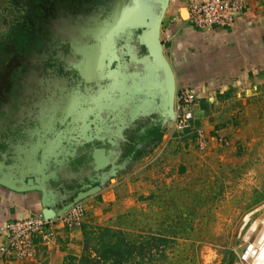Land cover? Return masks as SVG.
Segmentation results:
<instances>
[{
  "label": "rangeland",
  "instance_id": "obj_1",
  "mask_svg": "<svg viewBox=\"0 0 264 264\" xmlns=\"http://www.w3.org/2000/svg\"><path fill=\"white\" fill-rule=\"evenodd\" d=\"M103 7L107 5L102 0H0L1 99L4 91L8 94L21 79L27 89L45 85L48 79L60 83L61 72L44 68L52 65L55 51L66 60L70 72H78L77 82L87 83L100 81L108 68L106 58L113 60L121 54L117 42L134 37L133 50L139 52L142 47L124 26L126 20L103 14L98 10L104 11ZM55 30L69 38L70 53L59 45ZM79 91L53 93L50 86L41 97L43 156L51 159L56 172L70 169L68 152L76 151L73 147L77 144L61 131L60 137L64 134L68 145H54L53 118L62 115V121H68L76 115L74 100ZM17 100L20 102V94ZM246 100L237 118L217 119L218 124L210 126L213 130H208L206 149L189 137L174 155L182 157L162 160L165 154L169 156L172 144L164 150V139L142 142L138 146L142 155L119 166L122 170L117 178L125 193L135 190L141 174L151 175L158 187L157 193L141 199L145 206L122 214L123 219L113 224L137 242L146 236L149 240L152 236L167 239L161 251L154 249L142 264H244L241 251L257 235L264 217V81ZM174 129L178 130L169 122L161 131L166 136ZM28 142L15 147L12 155L11 148L0 146V175L29 172L31 163L40 159L33 156L42 145ZM0 144L5 145L2 138ZM155 152L159 155L153 160ZM169 169L172 173L168 175ZM152 255L156 257L151 259Z\"/></svg>",
  "mask_w": 264,
  "mask_h": 264
},
{
  "label": "crops",
  "instance_id": "obj_2",
  "mask_svg": "<svg viewBox=\"0 0 264 264\" xmlns=\"http://www.w3.org/2000/svg\"><path fill=\"white\" fill-rule=\"evenodd\" d=\"M198 1L168 0L167 7L166 0H117L116 11L113 12L119 21L122 16L130 26L133 20L139 19L142 23H155L165 12L161 41L166 59L176 76L177 92L191 89L200 95L193 129L169 130L163 137V149L172 144L170 154L162 155V160L182 157L180 153L174 156L176 150L183 141L186 145L189 137L197 141V129L205 128L209 141L208 130H213L210 126L218 124L217 119L237 118L246 107L247 97L259 91L264 81V0H248L247 10L233 26L211 31L191 26L189 18L184 16L185 12L189 14L191 5ZM157 154L155 152L153 160L157 159ZM166 173L171 174V169ZM150 177L141 174L135 190L127 193L120 188V179L113 178L115 184L109 182L101 193L84 201L88 211L86 224L113 228V224L123 219L122 214L136 212L145 206L146 202L141 199L154 195L158 190ZM54 194L52 203L55 205L56 202V206L61 207L62 197ZM44 209L41 192L10 190L0 184V228L11 221L43 215ZM53 232L55 241L52 243L42 245L38 238L40 253L32 264H69L82 256V229L68 231L59 228L55 233L53 228ZM3 243L4 238L0 235V244ZM0 264L15 263L10 258L0 256Z\"/></svg>",
  "mask_w": 264,
  "mask_h": 264
},
{
  "label": "flooded vegetation",
  "instance_id": "obj_3",
  "mask_svg": "<svg viewBox=\"0 0 264 264\" xmlns=\"http://www.w3.org/2000/svg\"><path fill=\"white\" fill-rule=\"evenodd\" d=\"M102 1L107 7H103L104 11L98 10L104 12L103 14L113 15L117 0ZM55 32L59 45L66 53H70L69 38L65 33L57 30ZM134 42V39L129 37L117 42L121 54L118 58H113L112 66L108 65L112 57L106 58L108 68L98 82H77V79H80L78 72H70L66 60L55 51L52 53V65L49 63L44 68L61 72L63 78L60 83L48 79L45 85L42 83L27 89L21 79L13 85V90L8 94L4 91V98L0 97V101L4 100L0 102V140L2 138L5 144L0 146L11 148L10 154H13L17 151L15 147L28 141L42 145L45 125L41 121V97L48 87L53 88V93H72L80 89L74 100L78 109L75 110L76 115L68 121H62L65 119L62 115L53 118V130L56 132L53 137H57L61 131H66L71 143L77 144L73 147L76 151L69 153L67 150L70 169L57 171L56 179H51L48 183V189H52L59 198L67 196L73 199L89 185H97L106 179L113 168L137 158L140 143H155V132L162 130V115L148 114L153 104L150 95L152 86L148 79H143V65L138 60L140 54H145L146 51L143 47L139 52L133 50ZM19 94L20 102L17 100ZM90 139L94 141L92 144H81ZM102 149L103 152L100 151ZM40 152L44 153L43 145ZM95 159L102 163L106 159L110 164L96 169ZM50 171L54 172L52 166ZM16 176L20 177L21 174Z\"/></svg>",
  "mask_w": 264,
  "mask_h": 264
},
{
  "label": "water",
  "instance_id": "obj_4",
  "mask_svg": "<svg viewBox=\"0 0 264 264\" xmlns=\"http://www.w3.org/2000/svg\"><path fill=\"white\" fill-rule=\"evenodd\" d=\"M165 3L168 7V0H166ZM164 14L165 12L159 16L155 23H151L149 21L142 23L139 19L137 21L133 20V25L131 24V26L124 22V26L128 28V31L133 33V36H137L136 38L138 45L145 48L146 51L143 56L140 58L138 57V60L143 65L144 75L141 74L143 79H148L150 86H152L150 95L152 97L153 104L150 106V111L148 114L160 113L164 119L162 124L167 125L169 122H173L175 119L177 82L174 70L166 59L163 43L161 41L162 24L165 16ZM184 16L187 18L188 13L185 12ZM111 64L112 58L109 59L108 65L112 66ZM66 138L67 137H64V134H61V137L60 134H58L57 138L54 140V145L61 143L67 144L68 142H66ZM93 142V139H90L81 144H92ZM100 151L103 152L104 150L102 149ZM40 154L39 152L34 154V159L38 158L39 156L40 160L37 159L34 165L31 163V165L28 167V173L21 174L20 177L16 175H12L10 177L8 175H0V184L10 188V190L21 192H41L43 194V204L45 207L43 215L49 221L56 217L63 216L79 202L101 193L103 188L106 187V184L111 182L113 178L117 177L122 170L121 167L113 168L112 172L107 175L106 179L102 180L97 185L81 190L73 199H70L67 196H62L61 203L64 205L57 207L56 202L55 205L52 203V200L55 199L54 191L52 189H48V183L51 179H56L57 172L50 171L52 166L51 159L49 157H44V153H42V155ZM96 164V169H99L108 166L110 163L105 159L103 163L96 160ZM6 176L7 178H3ZM67 202L68 204H65ZM263 237L264 224L252 240L254 244L250 245L245 251V254L242 257L243 260L246 259L250 252L254 251V245H259V241H261ZM263 253L264 250L262 251L260 257H262Z\"/></svg>",
  "mask_w": 264,
  "mask_h": 264
},
{
  "label": "built area",
  "instance_id": "obj_5",
  "mask_svg": "<svg viewBox=\"0 0 264 264\" xmlns=\"http://www.w3.org/2000/svg\"><path fill=\"white\" fill-rule=\"evenodd\" d=\"M248 0H200L189 9V23L202 30L227 28L234 25L237 19L247 10ZM200 95L197 91L183 89L178 91L175 99V119L172 122L181 131L193 129ZM197 145L206 149L209 141L205 128L196 130ZM87 208L79 202L63 216L47 220L44 215L30 217L6 223L0 228L4 243L0 244V256L10 258L15 264H32L40 253L38 238L42 245L55 241L53 228L72 231L79 230L86 224Z\"/></svg>",
  "mask_w": 264,
  "mask_h": 264
},
{
  "label": "trees",
  "instance_id": "obj_6",
  "mask_svg": "<svg viewBox=\"0 0 264 264\" xmlns=\"http://www.w3.org/2000/svg\"><path fill=\"white\" fill-rule=\"evenodd\" d=\"M157 141H161L164 132H155ZM140 151L137 157L141 156ZM83 230V254L80 259H73L69 264H142V259L154 254L153 250L161 251V244L167 239L150 236L137 242L130 239L123 231L111 227H95L85 224ZM155 258L152 255L150 258Z\"/></svg>",
  "mask_w": 264,
  "mask_h": 264
},
{
  "label": "bare ground",
  "instance_id": "obj_7",
  "mask_svg": "<svg viewBox=\"0 0 264 264\" xmlns=\"http://www.w3.org/2000/svg\"><path fill=\"white\" fill-rule=\"evenodd\" d=\"M188 16L190 18V14H188ZM263 224H264V217H262V220L260 222L261 227L263 226ZM261 227H260V229H261ZM257 229H259L258 226H257ZM255 236L256 235H254V237ZM252 244H254V242L251 241V240H249L248 241V244L243 247V250H242L243 252L241 251V258L245 254V251L247 250V248L250 245H252ZM263 250H264V237L262 238L261 241H259V245H254V251L253 252H250L249 255L246 257V259L243 260V258H242V262L244 264H264V253H263L262 257H260V255L262 254V251Z\"/></svg>",
  "mask_w": 264,
  "mask_h": 264
}]
</instances>
